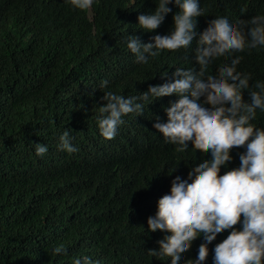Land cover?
<instances>
[{
	"label": "trees",
	"instance_id": "trees-1",
	"mask_svg": "<svg viewBox=\"0 0 264 264\" xmlns=\"http://www.w3.org/2000/svg\"><path fill=\"white\" fill-rule=\"evenodd\" d=\"M155 6V0H96L91 19L66 0H0V264H72L81 254L101 264H171V256L148 252L163 247L169 230L150 232L147 218L175 177L191 175L210 153L195 140L181 152L153 127L157 117L166 121L164 109L175 96L125 116L112 139L102 137L96 123L103 92L137 95L171 79L177 67H201L193 51L198 38L188 49L135 62L127 35L147 43L173 26L178 8L170 4L172 12L156 30L138 28V15ZM200 6V32L216 15L229 14L240 26L264 14V0H200ZM235 55L243 57L236 70L251 74L250 85L264 80V49ZM229 62L227 55L218 57L211 70L219 73ZM243 99H250L247 90ZM256 111L252 122L264 127V112ZM66 129L75 153L57 149ZM33 142L46 144L48 152L36 155ZM243 150L232 149L229 167L239 165ZM227 234L209 244L204 264H212V250ZM202 242L193 241L185 260L197 256ZM61 245L66 253L54 251Z\"/></svg>",
	"mask_w": 264,
	"mask_h": 264
},
{
	"label": "clouds",
	"instance_id": "clouds-1",
	"mask_svg": "<svg viewBox=\"0 0 264 264\" xmlns=\"http://www.w3.org/2000/svg\"><path fill=\"white\" fill-rule=\"evenodd\" d=\"M66 2L75 9L88 11L93 19L96 0ZM170 4L178 11L172 16L173 26L168 34H156L147 43L127 35L126 46L136 63L148 64L162 50L188 49L198 38L193 51L201 67H177L171 79L149 85L137 95L103 92L104 103L96 115L99 133L112 139L125 123V116L140 115L146 103L175 96L177 99L164 109L166 121L157 117L153 127L166 142L177 145L179 151L191 148L195 140L197 147L210 153V158L196 163L191 175H177L172 190L158 199L154 215L147 218V228L150 232L169 231L161 238L163 247H153L148 252L162 258L171 256V264H204L209 244L228 230L212 250V264H264V127L252 122L257 109L264 112V80L250 85L251 74L236 70L243 57L234 56L246 49H264V14L240 21V26L229 14L216 15L200 32L197 18L205 14L200 0H155L153 11L138 15V28L156 30L172 12ZM225 55L230 62L222 64L219 73L212 71L217 58ZM107 85L105 79L99 87ZM244 90L248 91V101L243 99ZM72 140L70 131L64 130L58 137L57 149L67 153L79 151ZM32 145L38 156L48 152L44 143ZM241 146L244 150L239 152V165L229 167L232 149ZM222 166L226 170L220 174ZM198 237L203 242L197 256L185 260V252ZM54 251L66 253L67 249L61 245ZM72 264L101 262L81 254L73 258Z\"/></svg>",
	"mask_w": 264,
	"mask_h": 264
}]
</instances>
